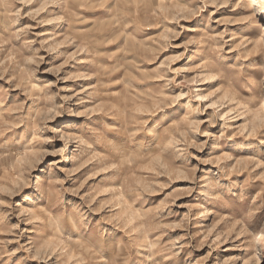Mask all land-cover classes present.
Instances as JSON below:
<instances>
[{
  "label": "clouds",
  "instance_id": "9594fccd",
  "mask_svg": "<svg viewBox=\"0 0 264 264\" xmlns=\"http://www.w3.org/2000/svg\"><path fill=\"white\" fill-rule=\"evenodd\" d=\"M0 264H264V0H0Z\"/></svg>",
  "mask_w": 264,
  "mask_h": 264
}]
</instances>
